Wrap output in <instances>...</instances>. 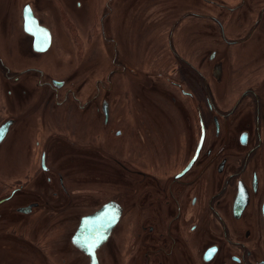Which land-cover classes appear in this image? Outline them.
<instances>
[{
	"label": "flooded vegetation",
	"instance_id": "af4514ba",
	"mask_svg": "<svg viewBox=\"0 0 264 264\" xmlns=\"http://www.w3.org/2000/svg\"><path fill=\"white\" fill-rule=\"evenodd\" d=\"M132 1L108 0L106 17L101 22L107 19L109 24L107 43L112 52V69L105 84L97 83V74L91 75L96 80L91 104H79L77 99L81 102L83 99L81 95L75 96L81 111L90 109L94 117L99 112L103 123L99 125L95 120L76 123L75 133L63 130L65 123H61L56 128L58 137L54 129L49 130L48 145L41 149L39 141L37 150L42 152L40 170L51 177L45 185L51 195L49 192L30 194L34 200L15 208L14 212L32 217L36 212L48 211L52 204V212L60 211L67 227L77 221L70 236L62 239L61 246L68 247L69 254L79 257L80 264H92L80 246L81 238L77 237L82 221L109 203L118 206L121 219L108 242L97 251L99 264H264V0H200L209 8L184 7L167 28L170 33L166 51L172 60L161 71L146 73L159 80V87L172 92L169 96L178 108L174 115L176 127L187 126L190 131L194 123L198 128L197 138L181 137L182 144L174 140L183 150L170 157L171 163L168 139L173 140L172 136L177 133L168 128L167 140L160 141L163 129L158 130L156 125L162 119L155 118L156 123H152L155 126L149 120L112 123L118 107L131 116V109L135 110V120L138 114L133 107L136 98L131 85L132 78L140 79L136 77L140 73L135 67V70L129 68L131 64L122 58L121 48L127 44L120 42L114 31L118 34L128 15L144 13L148 4L155 0ZM28 6L40 25L50 32L53 48L56 41L53 29L42 24L34 7ZM61 6L64 9L65 4ZM78 8H83L82 3ZM127 8L129 12L124 15ZM187 20L202 21L197 27L206 26L209 32L217 31L220 39H211L215 35L208 32L209 36L200 41L207 48L203 54L195 50V43L199 41L188 40V47L182 46L175 37ZM144 26L143 23L142 28ZM161 27L156 24L153 31ZM26 35L32 40V52L40 54L35 51L34 38ZM209 39L213 42L208 45ZM216 41L219 49L212 48ZM162 60L163 57L159 59ZM25 74H33L41 80L40 90L46 88L53 96L57 94L54 97L57 104L67 101L60 97L64 82L54 79L51 84L44 83L46 73L40 69L31 68L19 76L6 72L7 78L17 83ZM118 78L127 84L121 97ZM55 82L62 86H56ZM158 90L161 93V89ZM53 136L56 137L51 140ZM110 139L125 142L111 152ZM56 144H61L63 152L55 147ZM82 154L92 158L84 168L92 177L96 176L95 182L105 181V170L99 167L104 163L112 164L118 172L119 177L113 182L119 191H90L91 197L88 196L87 204L82 201V205L89 207L93 198L96 207L78 216L75 204L83 190L78 189L75 181L80 175L76 170L81 161L77 159ZM54 159L63 161L65 169L54 165ZM163 165L168 168L164 169ZM20 182L6 197L10 200L0 208L12 202L16 204L18 197L27 194L28 185L36 183V179H26V184ZM113 182L110 179L107 185L113 186ZM105 198L107 200L101 203ZM29 207V214L18 212ZM5 217L6 214H0V220ZM7 238L16 242L31 240L30 245L48 259V264H57L50 250L43 247L44 241L40 244L32 240L35 232L33 238H27L15 229ZM113 245L115 248L110 252ZM57 251L60 255L65 252L59 248ZM61 260L62 264H73L69 259Z\"/></svg>",
	"mask_w": 264,
	"mask_h": 264
},
{
	"label": "rangeland",
	"instance_id": "374dc122",
	"mask_svg": "<svg viewBox=\"0 0 264 264\" xmlns=\"http://www.w3.org/2000/svg\"><path fill=\"white\" fill-rule=\"evenodd\" d=\"M132 2L134 3L135 0ZM79 3H82V9L78 8ZM107 3L108 0H0V127L9 120L16 122L9 138L0 147V201L10 196L20 180L23 181L20 183L26 184V179H36V183L28 185L27 194L18 197L16 204L12 202V204L0 208V214H6V217L0 220V264H48V259L40 255V251L34 245H30L31 240L16 242L15 239H5L15 229L18 230L19 235L26 234L27 238H33L35 232V239L32 240L40 244L44 241L46 245L42 244L43 247L50 250L51 258L57 264H62L61 259L63 258L69 259L73 264H80L82 261L79 257L69 254L68 247L61 246L62 239L70 236L77 221L72 227L73 222L67 227L60 211H58L59 213L52 212V204L48 211L36 212L32 217L19 216L14 212V209L25 206L34 200L30 194L35 196L38 195L36 192L41 195L45 192L50 194L49 188L45 185H47V179L51 177L43 174L40 170L42 152L37 150L39 141L42 144L41 149L48 145L49 130L54 129V135L58 137L59 130L56 128L61 123H65L63 130L72 133L76 132V127H74L76 123H92L91 120H95L99 125L103 123L99 112L94 117L90 109L81 111L75 102V96L81 95L80 98L83 99V102L77 99L79 104H91L95 93L93 85L96 82L91 75L97 74L99 79L97 83L105 84L106 77L112 69V52L107 43L109 24L107 19L104 20V23L101 22L106 17ZM61 4H65L64 9ZM28 5L34 7L42 24L53 29L55 33V45L46 55L33 53L32 40L24 33L23 13ZM120 6L122 7V4ZM195 6L200 9L209 8L200 0H155L148 4L144 13L140 11L137 15L132 13L128 15L119 28L121 31H117L118 34L114 31L119 41L127 44L123 49L121 48V51L123 50L122 58L131 64L129 68H137L140 75L136 77L140 79L132 78L131 85L136 98L133 107L138 111L136 120L133 117L136 114L135 110L131 109L133 112V116H131L122 107H118L113 115L112 123H143L144 120H149L152 124L156 123L155 118L162 119L161 122H157L159 125H156L158 130L163 129L162 133L165 135L162 134L163 137L161 135L160 141L167 140L168 128L177 133L172 136L173 140L168 139L170 140L167 146L168 159L182 149L181 137L185 138L188 135L189 139L197 138L198 128L194 123L190 131H187V126L176 127L177 120L174 115L178 108H175L176 105L172 103L169 96L172 95V92H169L167 88L159 87V80L146 72H159L172 60L169 52L166 51L170 33L167 28L172 21L174 22V17L181 15L182 8L191 9ZM128 12L127 8L124 15ZM143 23L147 27L142 28ZM200 23L202 21L187 20L181 30L176 32L175 39H179L180 44L184 47H188V40L199 41L195 43L197 46L195 50L203 54L207 48L206 46L204 48L205 44L200 41L206 39L209 33L215 35L211 39H220V37L217 31L209 32L206 26L197 27ZM156 24L162 27L153 31ZM211 39H209L208 45L213 42ZM212 48L219 49L218 41L212 45ZM162 57L163 60L159 61ZM31 68L40 69L46 73L44 83L51 84L54 79L64 82L65 87L60 97L61 100L67 98V101L57 104L54 100L57 94L53 96L46 88L40 90L41 80H38V77L33 74L21 76V81L18 83L7 78L6 72L8 71L12 72V76H19ZM126 77L129 79L128 76ZM116 82L121 88L118 92L121 97L124 94L123 87L127 84L119 78ZM158 89H161V93ZM102 97L101 95L98 100L99 108ZM156 97L159 99L158 102H156ZM126 113H129L128 117H124ZM163 123H167V126L164 127ZM66 134L70 135L69 132ZM56 136L51 137V140ZM174 140H178L181 144L176 146ZM124 142L110 139V151L114 152V148L122 147ZM55 147L60 148L59 150L63 152L61 144H56ZM61 152L58 153L61 155ZM58 153L56 156L60 157ZM91 159L90 155L85 157L84 154L77 159L81 163L76 170L80 175L75 183L79 190L86 191L84 193L82 191L75 204V208L79 211L78 216L90 213L96 207L93 198L89 207L82 205L83 202L87 204V198L91 197L90 194L94 190L107 189L112 193L119 191V187H116L113 182V179L119 177L118 172L113 169V165L104 163V166L99 167V169L104 168L105 170V181L98 183L94 179L96 176L92 177V173L87 172L84 168L87 163H91ZM169 160L171 163L172 159ZM53 162L58 168L65 169L63 161L54 159ZM163 168L168 167L163 165ZM110 179L113 186L107 185ZM106 200V198L101 200V203ZM101 203L99 202L98 205ZM76 209L74 213L77 212ZM58 248L65 252L60 255L57 251ZM114 248L113 245L110 252Z\"/></svg>",
	"mask_w": 264,
	"mask_h": 264
},
{
	"label": "water",
	"instance_id": "95a60500",
	"mask_svg": "<svg viewBox=\"0 0 264 264\" xmlns=\"http://www.w3.org/2000/svg\"><path fill=\"white\" fill-rule=\"evenodd\" d=\"M24 30L26 34L34 38L35 51L37 53L45 54L50 50L52 44L51 34L34 17L30 6H27L24 11ZM55 84L58 87L62 86L58 82H55ZM15 125L16 122L14 120H9L0 127V147L7 141ZM9 198L1 200L0 205L9 201ZM30 211L31 207L20 209L18 212L21 214H29ZM120 219L121 210L115 203H109L99 212L86 217L82 221L77 237L81 238L80 241L82 244L80 246H82L83 252L91 258L92 264H99L97 251L108 242V239L114 231L113 229L117 226Z\"/></svg>",
	"mask_w": 264,
	"mask_h": 264
},
{
	"label": "bare ground",
	"instance_id": "6f19581e",
	"mask_svg": "<svg viewBox=\"0 0 264 264\" xmlns=\"http://www.w3.org/2000/svg\"><path fill=\"white\" fill-rule=\"evenodd\" d=\"M22 25H23V22H22Z\"/></svg>",
	"mask_w": 264,
	"mask_h": 264
},
{
	"label": "snow or ice",
	"instance_id": "6c2138e0",
	"mask_svg": "<svg viewBox=\"0 0 264 264\" xmlns=\"http://www.w3.org/2000/svg\"><path fill=\"white\" fill-rule=\"evenodd\" d=\"M27 11V10H26Z\"/></svg>",
	"mask_w": 264,
	"mask_h": 264
}]
</instances>
